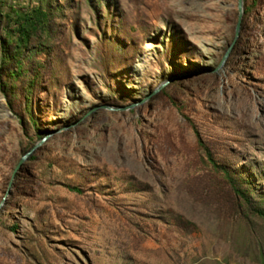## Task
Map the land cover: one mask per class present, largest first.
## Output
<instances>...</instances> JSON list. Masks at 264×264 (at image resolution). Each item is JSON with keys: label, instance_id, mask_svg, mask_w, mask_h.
Here are the masks:
<instances>
[{"label": "rangeland", "instance_id": "1", "mask_svg": "<svg viewBox=\"0 0 264 264\" xmlns=\"http://www.w3.org/2000/svg\"><path fill=\"white\" fill-rule=\"evenodd\" d=\"M243 7L217 70L237 0H0V203L48 138L0 264H264V0Z\"/></svg>", "mask_w": 264, "mask_h": 264}, {"label": "water", "instance_id": "2", "mask_svg": "<svg viewBox=\"0 0 264 264\" xmlns=\"http://www.w3.org/2000/svg\"><path fill=\"white\" fill-rule=\"evenodd\" d=\"M237 13H238V17H237V24H236V31H235V40L233 42V44L230 46L226 56L224 57L221 65L219 66V68L217 70H219L223 64L226 62L229 54L231 53L233 46L235 45L236 39L239 36V32H240V28H241V24H242V18H243V14H244V7H243V0H237ZM172 82V80H168L165 83L159 85L148 97L146 100H149L150 98H152L153 96H155L156 94H158L162 89H164L167 85H169ZM142 103V102H141ZM141 103L138 104H133L127 108H123V109H114L111 107H104V109L109 110V111H127V110H132L134 108H136L138 105H140ZM48 138L43 139L40 143H38L32 150L31 152L25 157L23 158L21 164L19 165V167L16 169V171L14 172L8 191L5 195V197L3 198L2 202L0 203V211L2 210V208L4 207L7 198L10 196L11 194V189L13 187L14 181L15 179L22 173V170L25 166V164L33 157V155L38 151V149L44 145L47 142Z\"/></svg>", "mask_w": 264, "mask_h": 264}, {"label": "trees", "instance_id": "3", "mask_svg": "<svg viewBox=\"0 0 264 264\" xmlns=\"http://www.w3.org/2000/svg\"><path fill=\"white\" fill-rule=\"evenodd\" d=\"M35 14L38 15L37 18H43L44 17V14L41 12H35ZM25 33H26V31L22 32V37L20 38V41H19L20 43H24L26 41L27 37H26V35H23ZM18 48H19V45H17V47L15 48L14 54H13V58L15 59V61H17L16 57L18 56ZM72 191L77 192L76 189H72ZM259 215L264 219V213H259Z\"/></svg>", "mask_w": 264, "mask_h": 264}]
</instances>
